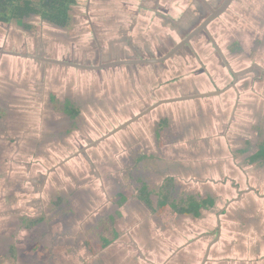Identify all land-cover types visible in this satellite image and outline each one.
<instances>
[{"label":"crops","instance_id":"1","mask_svg":"<svg viewBox=\"0 0 264 264\" xmlns=\"http://www.w3.org/2000/svg\"><path fill=\"white\" fill-rule=\"evenodd\" d=\"M249 1L247 18L240 17L248 32L240 27V38L248 43V15L264 12V0ZM139 2L147 15L142 10L144 19L129 21ZM182 10L184 0H77L69 28L45 23L48 40H29L35 29L19 26L12 33L9 24L0 23V106L11 114L0 122V264H202L208 247L205 264H264V159L252 163L253 154L240 155L248 153L243 145L264 136V97L249 94L252 78L240 77L236 91L220 96L162 105L111 138L107 146L118 139L122 151L115 146L107 152L109 166L121 169L133 154L134 172L143 170L151 182L145 185L165 183L151 200L129 195L115 203L114 182L88 185L84 158L62 159L71 150L67 145L79 151L85 140L75 131L66 145L58 144L61 125L51 118L53 108L43 104L47 94L66 96L84 114H109L111 124L93 122L111 128L159 100L222 89L231 77H213L208 67L209 72L201 69L202 59H194L191 73H173L176 67L166 63L90 70L4 53L85 66L160 58L170 44L169 20ZM75 11L84 13L78 26ZM256 86L264 88V77ZM166 115L169 120L161 122ZM27 141L38 148L35 155L24 154ZM98 163L97 169L108 170L104 160ZM163 192L178 205L191 196L213 203L198 218L182 213L164 222L155 211Z\"/></svg>","mask_w":264,"mask_h":264},{"label":"rangeland","instance_id":"2","mask_svg":"<svg viewBox=\"0 0 264 264\" xmlns=\"http://www.w3.org/2000/svg\"><path fill=\"white\" fill-rule=\"evenodd\" d=\"M196 0H184V10L180 11L179 14H178V17H175L174 19H170L169 20V29H170V33H169V40H170V44H169V47L166 48L165 50H163V53L165 55V53L168 51V50H171L174 46H176V44H178L182 39H184L187 34H189L191 31H193V29L197 26H199L202 21L204 20L205 17L201 18L197 15H195V10L194 8L197 7L198 8V5H200L198 2L195 3ZM195 3V4H193ZM240 3L239 0L237 2V4L235 5V9H233L234 11V14L233 16L236 17L235 18V22H234V29L235 28H240V18H239V15H240ZM140 2L138 3L137 5V9H136V12L134 11L133 12V15L132 14H129V21H136L140 18L144 19L142 17V10L143 11H146L145 12V15H147L146 13L148 12V9L147 8H143V6L141 7L140 6ZM85 2L84 4L81 5V9L85 8ZM201 6V5H200ZM131 13V12H130ZM136 13H138V15L134 16ZM84 13H81V11H75V14L73 13V19H74V24L75 26L79 24V21H81V19H83V17H81ZM140 14V15H139ZM122 16H126L125 14H122ZM226 17V16H224ZM203 19V20H202ZM225 18H222V19H219V25L222 24L224 28H226L224 26V23H225ZM77 22H76V21ZM179 23H178V22ZM82 22V21H81ZM122 22H126V18H122ZM176 22L178 24H180L179 26H176ZM30 23H32L36 28H38L39 30H34L33 32L35 36L32 37H27V39L29 38V40H33L34 38L35 39H41V40H48V39H51L52 36L49 35L46 31V29L48 28L45 24V22H42L39 18H33L31 19ZM44 23V24H43ZM21 25H19L18 23H12V24H9V30H11L12 33L16 32L15 30H18L20 29L21 27H19ZM236 26V27H235ZM72 28V27H71ZM70 28V29H71ZM45 29V30H43ZM69 29V33H73L74 32V29H71L70 31ZM179 29V34L177 35L176 34V30ZM234 29H230V30H234ZM226 32H222V29L220 28V26L218 27H210V32L212 33V35L214 36V38H216V40L219 42L220 46H222V48L225 47V44L228 43V40L230 39V37L232 36V31H228L227 28L225 29ZM174 31V32H172ZM31 32V31H30ZM31 34H29L30 36ZM192 46L194 48L197 49V51L200 53V61L201 59L203 60V62L206 64V68L208 67L210 69V72L212 73L213 77H217V78H220L219 74L221 75L222 74H227L229 80H230V77L228 75L227 70L224 68V65L222 64V62L218 59V57L215 55V58L214 59H211L212 57H214V54H213V50L211 48V45L209 43V40L207 38V36L203 33V34H200L198 37H196L193 41H192ZM210 54V55H209ZM179 55V60H177L178 56L176 58H173L171 59L170 61H168L166 64H169L170 67L172 66H175L176 68L174 69L173 73H177V72H182V73H187L190 71V73L193 71V65H192V62H194V59L195 61L198 59L196 58L192 53H191V50L190 48H185L183 49L182 51H180L178 53ZM258 55V54H257ZM210 56V57H209ZM236 56H233V58H231V62H232V66L234 68V70H238V69H241V68H245L246 66H248L250 64H248V62L246 60H236ZM198 61V60H197ZM237 61V62H236ZM264 61V60H263ZM181 64V65H179ZM203 64V63H202ZM263 67H264V63L261 64ZM203 67H201V69L203 70ZM198 68V67H197ZM200 71L199 69H197V72ZM212 77V78H213ZM223 78L225 76H222ZM252 79H250V86H249V94H253L255 96L258 97V95L260 94V99H263L264 97V88H262L261 90L257 91V80L264 77V75H256V76H248ZM228 81V80H227ZM226 81V82H227ZM231 81H233V78L231 77ZM230 81V82H231ZM228 83H225L224 87L227 85ZM222 88V89H223ZM256 88V89H255ZM59 94V95H58ZM57 94V102L56 104L57 105V108H56V113L53 112V116L51 118H55V120H60L61 118L65 119V116L63 114L60 113L61 111V108H62V103H60V100L63 98L60 96V93ZM63 94V93H62ZM46 101H48V94L46 96ZM55 104V105H56ZM28 114V113H26ZM36 117H34L35 119H37L39 121V117H38V113H34ZM31 115V114H30ZM108 115L107 113H101V112H94V113H90V114H87L85 112V126L83 130H87V133L83 134V136L85 137H89L91 134H94L95 137H90L88 138V140H85L84 143H82L83 145V148H86V153L84 154V156L82 155H79L81 157L84 158L85 160V165H84V169L86 172H87V175L88 177H90L89 181L87 182L88 185H90L91 183H97V182H101L100 179H102V182L106 181H113L116 179V181L118 183H120L121 185V190L124 189L128 184H129V180H130V177L132 175V172H134V169L132 167H122L121 169L119 168L118 170H114L112 166H109V164H112L113 165V161L111 160V158L109 159V156L107 155V152H110L112 149L115 150V146H117L119 149V151H122V149L119 147L120 145V141L118 139H116L115 141L117 142V145H114V147H110V145L107 146V142L109 144V140L110 139H107L105 140L104 142H99L98 144H96L95 146H91V147H86V145H89L91 144L92 142L98 140L99 138L103 137L104 135L108 134L110 131H112L114 128L120 126L121 124L117 125L116 127H104V128H98L97 127V123H94L93 122V119H95L97 122L101 123L102 126H106L107 124H111L112 122L109 123V118H108ZM11 117V114L10 112L1 107L0 106V122H4V120L7 122L9 120V118ZM15 118V117H14ZM48 119L47 120H50V116L48 115L47 117ZM87 118H88V121H87ZM102 118H104L106 121H108V123H106V121H103ZM108 118V119H107ZM44 121V120H43ZM105 122V124H104ZM93 123V124H92ZM260 125L262 126V129H263V132H264V120H262L260 122ZM66 131L67 129H63L62 130L60 129L59 130V138L57 139V142L58 144H60L63 140H67L69 135H66ZM79 133V137H80V132L77 131ZM82 133V132H81ZM86 134H89V135H86ZM3 136H6L7 137V134H3ZM118 138V135H114L112 138ZM9 139H12L14 140V138H9ZM63 139V140H62ZM264 139V136H262L260 134L259 136V142L258 144L256 143H253V144H249V145H243V149H248L249 152L247 154H240L241 156H247V155H251L253 154L256 149L258 148L259 144L262 142V140ZM27 140V139H25ZM82 146L80 147V149L82 148ZM67 147H69L71 150L68 149V151H66V147H63L62 149L65 150V152L63 151V153L61 154L62 155V159H68L67 162H69L72 158H77L79 157L78 155L75 154V152L77 150L73 149L70 145H67ZM100 150H98V148H100ZM82 148V149H83ZM106 148V154L105 155H101L102 154V151ZM81 149V153H83ZM38 148H31L28 141L26 143V148L23 150L24 154L26 153H33V155H35V152H38L37 151ZM80 153V154H81ZM66 154V155H65ZM143 153H140V155H142ZM145 154V153H144ZM92 155H96L98 156V162H101L102 160H104V162H106L108 165H106V169L108 170H103L101 168L97 169V165L99 164L97 162V160L95 161H92L91 157ZM134 155H138V154H134ZM66 161V160H65ZM152 169V171L155 169V167H150ZM139 171V170H138ZM155 171V170H154ZM141 172L143 173V170H141ZM150 172V171H149ZM137 173V172H136ZM86 178V177H85ZM104 178V179H103ZM139 176L137 177V181H139ZM109 179V180H108ZM104 180V181H103ZM126 181V182H125ZM109 182V183H110ZM140 183H138L136 186L133 185V195L132 196H136V198H141V195L139 193L140 191V187L142 185H139L141 184V180L139 181ZM85 183V184H87ZM149 186V185H148ZM136 187V188H135ZM161 187V186H160ZM153 189H156L158 190L159 189V183L158 185H151L149 186V192L150 190L152 191ZM147 189L144 188V192H143V198H147L151 200L152 198V195H147ZM115 203H117L118 198L116 197L114 199ZM23 236V235H21Z\"/></svg>","mask_w":264,"mask_h":264},{"label":"flooded vegetation","instance_id":"3","mask_svg":"<svg viewBox=\"0 0 264 264\" xmlns=\"http://www.w3.org/2000/svg\"><path fill=\"white\" fill-rule=\"evenodd\" d=\"M200 2L201 3V8H197V7H195L194 8V10H195V15H197V16H199V17H201V18H203V17H205L204 19H206L210 14H211V11H210V8L208 7V5H210L212 8H214V9H218L222 4H223V2L225 1V0H196L195 1V3L196 2ZM237 2H238V0H234L232 3H231V5H230V7L226 10V12L223 14V15H221L219 18H217V19H215L214 21H212L209 25H208V28H209V31H210V27H218V26H220V28L222 29V32H226V28H227V30L228 31H232L231 33H232V36L230 37V39L228 40V43H226L225 44V47L224 48H222V46H220V44H219V42L216 40V38H214L215 39V41H216V43H217V45L219 46V48H220V50L222 51V53L224 54V56H225V58H226V60H227V62L232 66L233 64H232V62H231V58H233V56H236V58H239V59H241V60H246V61H250V64L248 65V66H246L245 68H241V69H238V70H234L235 72H238V73H240L239 74V77H238V80L240 79V77H243V76H253V74L255 73V74H257V75H264V71L263 70H261V69H259V68H257V66L256 65H260V66H262L261 64H262V61H263V57H264V50H263V46H264V34H260V36L259 37H257V34H258V31H260V30H264V12L263 11H259V12H257V13H254V14H249L248 15V19L250 20L249 22H248V26H250L249 28H250V31H252L251 33H249V36H250V39L248 40L249 41V43L247 42V41H242L241 40V38H240V36H241V31H240V28H235L234 29V22H235V18L236 17H234L233 16V14H234V11H233V9H235L236 7H235V5L237 4ZM239 2H241L240 3V6H239V8H240V15H239V18L240 17H243V16H245L246 18H247V13H245L244 11H245V9H247V5H249V7H252L253 6V4H251V1H249V3H248V0H239ZM252 2H254V0H252ZM195 3H193V4H195ZM203 8V9H202ZM245 8V9H244ZM224 16H226V17H224ZM37 18V17H36ZM222 18H225L224 20H225V23H224V26L226 27V28H224L223 27V25L222 24H218L219 23V19H222ZM31 19H33V18H31ZM203 20V19H202ZM43 22V21H42ZM203 22V21H202ZM27 23H30V20H27ZM22 26V25H21ZM48 26H54V25H51V24H49ZM198 27V26H197ZM197 27H195V28H197ZM236 27V26H235ZM240 27L241 28H243V29H245L244 30V33L246 34V32H247V27H246V23L244 24L243 23V25L241 24V21H240ZM194 28V29H195ZM193 29V30H194ZM230 29H234V30H230ZM204 32H202V33H200V34H203ZM248 33V32H247ZM199 34V35H200ZM206 36H207V38H208V40H209V43H210V45H211V48H212V50H213V54H214V57H212L211 59H214L215 58V55L218 57V59L222 62V64L224 65V68L227 70V72L226 73H228V75L230 76V77H232L233 78V81H231L230 83H228L226 86H225V88H227V87H229L233 82H234V77L232 76V74L230 73V71L228 70V68L226 67V65L224 64V62H223V60H222V58H221V56H220V54H219V52H218V50H217V48L215 47V45L212 43V41L210 40V38L208 37V35L206 34V33H204ZM212 34V33H211ZM188 35V34H187ZM198 35V36H199ZM247 35V34H246ZM245 35V36H246ZM198 36H196V37H198ZM213 36V35H212ZM195 37V38H196ZM214 37V36H213ZM194 38V39H195ZM193 39V40H194ZM183 40V39H182ZM192 40V41H193ZM192 41H191V44L189 45V46H185L184 48H182L180 51H182L183 49H185V48H190V50H191V53L196 57V58H198V59H200L201 58V56H200V53L197 51V49L196 48H194L193 46H192ZM248 47V48H247ZM180 51H178L171 59H173V58H175L177 55H178V53L180 52ZM258 54V55H257ZM210 55V54H209ZM210 57V56H209ZM170 59V60H171ZM135 60V59H134ZM170 60H168V61H170ZM167 61V62H168ZM167 62H164V63H161V64H165V63H167ZM202 66H204L203 67V70H206V71H208L209 72V69L208 68H206L205 67V65L204 64H202L201 63V67ZM138 67H140V65L138 66L137 65V68ZM250 67H253L252 69H250L249 71H245V70H247L248 68H250ZM263 67V66H262ZM232 68H233V66H232ZM264 68V67H263ZM234 69V68H233ZM134 75H137V77H138V79H141V73H140V71H137ZM211 77V76H210ZM237 85H238V83H237ZM225 88H223V89H225ZM231 90V89H230ZM229 91V90H228ZM61 97H63L61 100H60V103H62V108H61V111H60V113L61 114H63L64 116H65V119H63V118H61L60 120H55V122H56V125L58 126V125H61L59 128H58V130H62V128L63 129H67V131H66V135H72V134H74V132L75 131H79L80 133L82 132L83 134H85V133H87V130H83L84 129V127L83 126H85V114H84V112H82L81 111V107L79 108V107H76V106H71L70 104H68V102H67V99L68 98H66V96H64V95H62ZM163 100V99H162ZM159 101H161V100H159ZM158 101V102H159ZM56 102H57V95H55L54 96V94H50L49 95V97H48V101H46L45 99L43 100V104H45L46 105V107H49V106H51V108H53V110L55 111V113L57 112L56 111V108H57V105L58 104H56ZM157 103V102H156ZM56 104V105H55ZM154 105V104H153ZM56 107V108H55ZM149 107H151V106H149ZM148 107V108H149ZM161 107V106H160ZM160 107H158V108H160ZM157 108V109H158ZM147 109V108H146ZM145 109V110H146ZM157 109H155V110H157ZM154 110V111H155ZM154 111H152V112H150V113H148L146 116H144L143 118H141V119H139V120H137L136 122H134V123H132L130 126H132V125H134V124H136V123H138V122H140L141 120H143L144 118H146L147 116H149L150 114H152ZM143 112V111H142ZM135 117V116H134ZM133 118V117H132ZM131 118V119H132ZM168 119L169 120V117H168V115H166V116H164L163 118H161V119H159L161 122H163V121H165L166 119ZM52 121H53V119H52ZM159 123V122H158ZM157 123V124H158ZM122 125V124H121ZM120 125V126H121ZM120 126H118V127H120ZM130 126H128V127H126L125 129H123V130H121L120 132H118V133H121L122 131H124V130H126L127 128H129ZM98 127V126H97ZM118 127H116V128H118ZM99 128V127H98ZM115 128V129H116ZM115 129H113L112 131H114ZM112 131H110L109 133H111ZM108 133V134H109ZM118 133H116V134H118ZM108 134H106V135H108ZM115 134V135H116ZM86 135H89V134H86ZM106 135H104V136H106ZM157 135V134H156ZM103 136V137H104ZM114 136V135H113ZM113 136H111V137H109V138H107V139H111ZM103 137H101V138H103ZM83 138L85 139V140H87V137H85V136H83ZM101 138H99L98 140H100ZM107 139H105V140H107ZM63 140V139H62ZM98 140H96V141H94V142H92L91 144H89V145H86V147H90L92 144H94L95 142H97ZM105 140H103V142L105 141ZM108 141V140H107ZM102 142V141H101ZM63 145H66L67 144V142H66V140H63L62 142H61ZM258 144V143H257ZM86 148H83L82 149V151H83V153H81V150H79V151H76L75 152V154L76 155H84L85 153H86V150H85ZM261 150H264V144H259V146H258V148L256 149V151L253 153V155H255L256 153H258L259 151H261ZM248 152H249V150H248ZM81 153V154H80ZM133 158H135L134 156H133V154H129V157H126V158H124L123 159V162H124V167H132L133 169H134V166H133V163H134V160H133ZM138 176H141V184H139V185H142L141 187H140V191H139V193H140V195H141V198L143 199V192H144V188H146L147 189V195H152V193H154V192H156V191H158V192H156V193H159V190L160 189H162L163 187H164V185H165V183H163L162 184V186L161 187H159V189L158 190H156V189H153L150 193L148 192V190H149V186L148 185H145V183H151L150 182V180H147L146 179V175H144L141 171H139V172H132V175H131V177H130V180H129V184L124 188V189H122L121 190V185H120V183H118L117 181H116V179L113 181L114 182V185L116 186V193H117V195H116V197L118 198V200H119V202L120 201H123L127 196H129V195H133L134 193V191H133V185L134 186H136L138 183H140L139 181H137V177ZM126 182V181H125ZM145 182V183H144ZM167 182V181H166ZM168 183V182H167ZM145 185V186H144ZM153 185H154V183H153ZM136 188V187H135Z\"/></svg>","mask_w":264,"mask_h":264},{"label":"trees","instance_id":"4","mask_svg":"<svg viewBox=\"0 0 264 264\" xmlns=\"http://www.w3.org/2000/svg\"><path fill=\"white\" fill-rule=\"evenodd\" d=\"M76 4L77 0H0V23H18L25 26L27 30H34L36 27L32 23H27V20L31 21V18L37 17L45 23L65 29L71 24L70 12ZM260 159H264V150L256 153L251 162L255 163ZM212 203L211 199L200 200L191 196L181 203L184 205L181 207V205L170 202L167 193L163 192L160 194L159 206L155 211L164 222L171 215L182 213L193 214L198 218L201 215L200 211Z\"/></svg>","mask_w":264,"mask_h":264},{"label":"water","instance_id":"5","mask_svg":"<svg viewBox=\"0 0 264 264\" xmlns=\"http://www.w3.org/2000/svg\"><path fill=\"white\" fill-rule=\"evenodd\" d=\"M233 1L234 0H225L223 2V4L218 9H214L210 5H208V7L210 8L211 14L206 19H204L203 22L197 28H195L193 31H191L183 40H181L178 44H176V46H174L166 55H164L160 58L140 59V60H119V61H114V62H110V63H106V64H100L98 66H85V65H79V64L66 62V61H62V60H57V59L26 55V54H20V53H15V52L4 51V53L8 54V55H12V56L31 58V59H35V60L42 61L45 63L59 64V65H63V66H69V67L80 68V69L99 70V69H103V68L115 67V66H121V65L161 64V63H164V62H167L168 60H170L178 51H180L185 46H189L191 44V41L196 36H198L200 33L204 32L208 35V37L210 38L212 43L217 48L224 64L226 65V67L228 68V70L230 71L232 76L234 77V82L229 87H227L225 89H217L213 92H207V93L189 95V96H183V97H177V98H170V99H163V100L155 103L151 107L147 108L146 110H144L140 114L136 115L132 119L128 120L127 122L122 124L120 127L116 128L114 131H112L111 133H109L108 135L104 136L103 138H101L100 140H98L97 142H95L94 144L91 145V146H95L99 142L115 135L116 133H118L121 130L125 129L126 127L130 126L132 123L143 118L148 113L154 111L155 109H157L158 107H160L162 105L172 104V103H177V102L192 101V100H197V99L210 98V97L220 96L230 89H233L235 91L237 90L238 77H239L240 73L235 72L234 69L232 68V66L227 62L224 54L220 50L219 46L217 45L214 37L212 36V34L208 28V25L212 21L219 18L221 15H223L226 12V10L230 7V5ZM256 66H257V68L264 71V68L262 66H260V65H256ZM252 68L253 67H250L245 71H249ZM209 251H210V247H208L206 250V254L204 256L202 264L206 263Z\"/></svg>","mask_w":264,"mask_h":264}]
</instances>
